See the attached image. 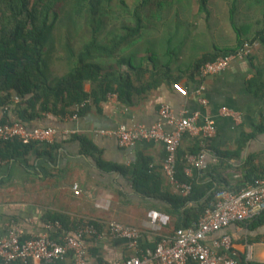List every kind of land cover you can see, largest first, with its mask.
I'll list each match as a JSON object with an SVG mask.
<instances>
[{
	"label": "trees",
	"instance_id": "obj_1",
	"mask_svg": "<svg viewBox=\"0 0 264 264\" xmlns=\"http://www.w3.org/2000/svg\"><path fill=\"white\" fill-rule=\"evenodd\" d=\"M172 1L0 0V121H21L28 128H34L33 122L48 114L57 117L75 113L84 115L93 107H100L110 94H116L121 102L131 106L164 82L174 85L179 77L174 73L172 63H176L179 53L169 62L159 63L157 58L141 57L136 51L151 23L147 21L161 18V11ZM197 1L211 17L212 0ZM229 5L231 26L237 38L235 46L215 44L190 66L189 81H197L202 64L236 52L245 42H250L253 49L259 42L264 54V0H229ZM256 5L259 9L252 10ZM251 11L256 18L249 21ZM58 28L62 30L63 49L71 68L66 75L53 81L44 67L45 46ZM249 84L254 92L264 95V64L257 67ZM87 85H90L89 89ZM10 113L14 114L15 120ZM55 143H24L19 138L0 140V159L17 160L31 151H37L39 156L52 155L58 146ZM199 152V140L194 148L180 146L178 149L175 176L192 185L191 193L186 196L163 185V173L150 167L149 158L142 153L130 167H120L138 191L166 202L160 210L170 217L174 231L197 224L206 210L215 206L223 191H239L259 176L254 165L248 163L241 170L246 181L233 184L227 172L233 166L224 153L218 152L217 161L209 162L203 169L209 179L200 180L187 171V155ZM235 170L237 173L240 169ZM44 220L46 224L62 225L55 228L53 236L74 233L78 226L86 223L94 224L98 229L105 227V223L99 220L62 211H47ZM240 224L256 231L264 226V212ZM258 239L259 235H247L238 242L245 245L247 241L253 243ZM86 240L89 252L101 264H109L110 261H105L100 253V240L95 237ZM157 244L140 242L139 254L154 250ZM133 251L135 254L136 250ZM246 256L247 248L238 252L239 264H264L248 261Z\"/></svg>",
	"mask_w": 264,
	"mask_h": 264
},
{
	"label": "crops",
	"instance_id": "obj_2",
	"mask_svg": "<svg viewBox=\"0 0 264 264\" xmlns=\"http://www.w3.org/2000/svg\"><path fill=\"white\" fill-rule=\"evenodd\" d=\"M228 32L230 36L225 43L232 45L224 47L235 46V31L232 28ZM201 55L194 60L188 59L189 63L183 68L174 67V73L179 77L176 82L188 89L187 95L179 93L173 84L164 82L131 106L113 94L100 107H93L77 118L48 114L35 120L34 127L56 129L53 142L58 146L52 155L39 156L37 151H31L17 160L0 159V237L7 236L14 227H19L27 236L44 233L47 211H62L99 220L105 225L110 221L134 225L142 230L140 241L143 243L159 242L161 236L172 234L174 228L170 217L160 210L166 202L138 191L133 181L120 170V167L133 165L142 153L149 158L150 167L163 173L160 169L167 157L164 143L140 140L132 146H122L117 137L101 133L102 130H116L121 124L150 127L159 123L163 120L160 114L163 104H169L177 117L197 115L199 126H204L209 119L214 120L216 133L206 142L205 165L217 161L219 152L224 153L233 166L227 171L233 184L246 181L241 170L248 163L254 165L259 176L264 175V95L254 92L249 84L257 67L264 64L262 45L257 42L252 56L234 60L218 74L201 77L199 73L196 82L189 81L188 70ZM10 117L15 120L13 113ZM164 128L167 132L174 130L169 125ZM200 135L185 134L181 146L194 148L199 140L202 151ZM204 168L189 165L187 171L206 180L209 177L203 173ZM238 168L239 172L235 173ZM162 175L163 185L174 191L164 173ZM76 183L81 188L79 195L73 190ZM223 234L233 236L238 252L250 244L255 261L264 263V226L251 231L234 223L208 235L207 244L212 245L213 240ZM247 235H259V239L253 243L247 241L245 245L238 242ZM99 244L100 253L108 262L124 260L134 254L126 238L107 237ZM89 263L101 264L91 252Z\"/></svg>",
	"mask_w": 264,
	"mask_h": 264
},
{
	"label": "built area",
	"instance_id": "obj_3",
	"mask_svg": "<svg viewBox=\"0 0 264 264\" xmlns=\"http://www.w3.org/2000/svg\"><path fill=\"white\" fill-rule=\"evenodd\" d=\"M253 53V46L245 42L236 52L220 56L214 61L201 65L200 76L206 77L218 74L227 69L234 60H243ZM173 87L181 94L187 95L188 89L180 82ZM113 95V94H110ZM116 95V94H115ZM206 103V99H202ZM230 112L229 110H225ZM162 121L150 127L139 124L128 126L121 124L116 130H102L103 134L117 137L122 146H132L140 140H155L164 143L167 157L162 165V171L172 189L184 196L192 191V185L177 179L176 161L178 149L185 134L203 138V150L199 154H188L189 165L204 168L206 160L207 140L216 133L214 120H207L204 126L197 124L198 116L177 117L169 104H163L160 109ZM71 117L77 118L75 113ZM164 125L173 126L172 132H167ZM56 129L52 127L28 128L21 121L1 122L0 140L8 141L19 138L24 143L32 141L53 142ZM75 194L81 193L78 183L74 184ZM264 212V175L258 176L252 183L239 191L225 190L213 208H208L199 222L193 226L179 228L173 234L161 236L156 248L139 254L142 230L134 225L119 221H110L103 229L94 224L86 223L77 227L74 233H64L53 236L55 228H61L60 223H47L45 232L40 235L26 237L19 227H14L9 234L0 237L1 264H90L88 237L105 240L107 237L126 238L130 247L136 253L124 260L112 261L109 264H239L238 250L229 234L215 238L208 245V235L228 228L234 223L251 220ZM248 261H255L253 247L248 244Z\"/></svg>",
	"mask_w": 264,
	"mask_h": 264
},
{
	"label": "rangeland",
	"instance_id": "obj_4",
	"mask_svg": "<svg viewBox=\"0 0 264 264\" xmlns=\"http://www.w3.org/2000/svg\"><path fill=\"white\" fill-rule=\"evenodd\" d=\"M210 6L212 14L208 17L207 11L200 8L197 0H173L161 11V18L147 21L151 23L136 51L141 57L157 58L159 63H167L179 53L181 59L173 67L183 68L189 63L188 59L194 60L212 50L215 44L222 47L232 45L225 43L230 36L228 30L232 31L229 0H212ZM256 7L259 9V5H256L252 10ZM254 18L251 11L249 21ZM61 28L64 29V26ZM61 31L60 28L55 29L52 35L53 39L56 36L54 41L50 39L45 46L44 67L53 81L66 75L71 68L63 49ZM257 251L260 249L257 248Z\"/></svg>",
	"mask_w": 264,
	"mask_h": 264
}]
</instances>
